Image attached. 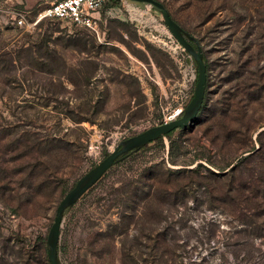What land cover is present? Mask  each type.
I'll return each instance as SVG.
<instances>
[{"label": "rangeland", "instance_id": "374dc122", "mask_svg": "<svg viewBox=\"0 0 264 264\" xmlns=\"http://www.w3.org/2000/svg\"><path fill=\"white\" fill-rule=\"evenodd\" d=\"M159 1L205 54L204 107L173 146L165 136L122 156L65 211L59 256L264 264V0ZM18 4L0 0V264H51L61 200L123 140L192 99L197 80L184 83L161 45L155 8L138 16L111 2L92 28L38 21L50 3ZM186 66L198 74L194 58Z\"/></svg>", "mask_w": 264, "mask_h": 264}, {"label": "water", "instance_id": "95a60500", "mask_svg": "<svg viewBox=\"0 0 264 264\" xmlns=\"http://www.w3.org/2000/svg\"><path fill=\"white\" fill-rule=\"evenodd\" d=\"M118 1H125L128 4H133L141 9H146L150 6L162 13L164 23L169 31L184 46L186 51L194 58L197 64L198 75L194 95L181 117L171 120L170 122L153 126L123 140L106 158L80 178L77 184L66 194L57 207L56 216L47 238L49 246L48 256L51 264H63L59 256V243L65 211L70 206H73L90 188H92L105 175V173H107L108 170L120 160V157L123 154L133 150H139L143 146L156 141L161 137H165L174 130L188 128L197 118L205 101L208 72L204 52L196 37L186 31L184 27L173 18L164 3L159 0Z\"/></svg>", "mask_w": 264, "mask_h": 264}, {"label": "built area", "instance_id": "2783aa9c", "mask_svg": "<svg viewBox=\"0 0 264 264\" xmlns=\"http://www.w3.org/2000/svg\"><path fill=\"white\" fill-rule=\"evenodd\" d=\"M111 0H56L52 2L48 7L40 10L37 14V20L44 18H50L54 20H62L73 24L87 25L94 28L96 26V13L107 4L111 3ZM0 10L2 7L0 6ZM9 11L14 13L16 23L22 25L26 22V13L22 10ZM163 34L160 38V43L165 50L177 61L181 66L182 72H184L183 82H191L197 80L196 69L193 74L188 71L186 66L187 59L193 57L186 51L184 46L172 35L166 26L163 28ZM191 97L186 102L181 103L176 110L164 116V123L170 122L183 115L185 107L190 103Z\"/></svg>", "mask_w": 264, "mask_h": 264}, {"label": "trees", "instance_id": "16d2710c", "mask_svg": "<svg viewBox=\"0 0 264 264\" xmlns=\"http://www.w3.org/2000/svg\"><path fill=\"white\" fill-rule=\"evenodd\" d=\"M111 1H112L113 4H115V3H120V1H118V0H111ZM173 18H174V17H173ZM204 56H205V54H204ZM205 62H206V59H205ZM206 65H207V62H206ZM207 72H208V65H207ZM208 78H209V75H208ZM207 84H208V81H207ZM203 107H204V103H203V106H202L201 110L203 109ZM201 110H200V111H201ZM175 131H176V130H174V131H172V132H170L169 134L166 135V137H168V138L170 139V141H171V143H172V144H171L172 146H173V141H174V140H173V135H174ZM153 142H155V143H159V144H163V143H164V137H161V138H159L158 140L153 141ZM151 143H152V142H151ZM149 144H150V143H149ZM147 145H148V144H147ZM147 145L143 146V147L140 148L139 150H133V151L127 152V153L123 154L122 156H123V157H128V156H131V155L137 154V153H139L140 150H142L143 148H145ZM122 156H121V157H122ZM121 157H120V158H121ZM105 174H106V173H105ZM103 177H104V176H103ZM103 177H102V178H103ZM102 178H101V179H102ZM101 179H100L98 182H100ZM98 182H97V183H98ZM97 183H96V184H97ZM96 184H95V185H96ZM95 185H94V186H95ZM94 186H93V187H94ZM93 187H92V188H93ZM92 188H90V189H92ZM60 259H61V258H60ZM61 262H62V260H61ZM62 263H63V262H62Z\"/></svg>", "mask_w": 264, "mask_h": 264}, {"label": "crops", "instance_id": "0c3cea01", "mask_svg": "<svg viewBox=\"0 0 264 264\" xmlns=\"http://www.w3.org/2000/svg\"><path fill=\"white\" fill-rule=\"evenodd\" d=\"M6 3H11V4H23V6L27 9H33V8H38L42 6L45 3H52L55 0H5ZM18 2V3H17ZM19 5V4H18ZM21 6V5H20Z\"/></svg>", "mask_w": 264, "mask_h": 264}, {"label": "bare ground", "instance_id": "6f19581e", "mask_svg": "<svg viewBox=\"0 0 264 264\" xmlns=\"http://www.w3.org/2000/svg\"><path fill=\"white\" fill-rule=\"evenodd\" d=\"M141 10H142V9H138V8L136 9V8H135V12H136V13H134V14H136V15H138V16H143L144 11L142 12Z\"/></svg>", "mask_w": 264, "mask_h": 264}]
</instances>
